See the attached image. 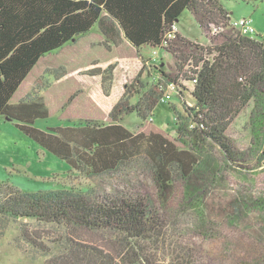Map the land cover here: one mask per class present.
Masks as SVG:
<instances>
[{"label": "trees", "instance_id": "1", "mask_svg": "<svg viewBox=\"0 0 264 264\" xmlns=\"http://www.w3.org/2000/svg\"><path fill=\"white\" fill-rule=\"evenodd\" d=\"M184 11L198 24L207 40L204 46L174 30ZM233 22L215 0H0V116L64 162L68 174L88 179L127 176L143 167L164 194L174 176L188 180L198 167L209 166V158L200 161L198 156L207 141L221 144L229 158L224 128L264 86V35H243ZM95 25L115 46L126 41L138 50L154 49L153 55L163 50L172 58L173 71L159 70L157 82L147 89L138 80L137 85H127L107 122L76 117L75 126L45 131L34 127L36 121L49 118L46 104L37 96L17 103H11L12 98L42 57L88 34ZM113 69L89 72L100 78L105 94ZM170 87L178 99L189 92L194 103L191 108L184 104L183 114L175 115L177 140L123 126L130 114L141 123L152 118ZM133 98L135 104L130 102ZM184 136L191 139L194 151L176 144L187 145ZM0 187V213L63 231L57 252L42 254L48 256L44 264H201L191 250L171 241L167 222L146 195L116 186L112 192L70 186L34 193ZM82 232L114 237L113 252L86 244ZM28 242L35 250L46 249L33 239ZM159 252L165 257L158 259Z\"/></svg>", "mask_w": 264, "mask_h": 264}, {"label": "rangeland", "instance_id": "2", "mask_svg": "<svg viewBox=\"0 0 264 264\" xmlns=\"http://www.w3.org/2000/svg\"><path fill=\"white\" fill-rule=\"evenodd\" d=\"M215 1L232 21L251 18L255 37L264 35V0ZM174 30L199 46L207 43L189 11L182 13ZM154 51L148 46L138 50L126 41L115 46L95 25L88 34L42 57L11 103L40 97L50 112L48 119L34 123V127L43 131L78 125L76 117L107 122L109 112L123 97L127 85H137L138 80L147 89L157 82L159 70L173 71L171 56L163 50H156L153 55ZM153 56L155 59H150ZM108 66L114 67L113 81L105 94L100 78L89 72ZM259 91V96L253 97L224 128L222 140L227 143L229 158L221 144L207 141L205 151L197 153L200 161L209 158V166L198 167L188 180L174 176L170 191L164 194L143 167L127 176L88 179L68 174L64 162L42 150L16 129L12 121L0 116V185L32 193L70 186L105 188L109 192L127 188L148 197L167 222L171 241L191 250L199 263L264 264V86ZM177 97L171 92L167 102L158 104L145 123L135 114L127 115L123 126L130 131L157 132L177 140L175 115L183 114L184 104L187 108L194 104L189 92ZM135 101L130 100L133 104ZM182 140L187 145L176 144L195 150L189 137ZM81 234L86 244L113 252L115 239L109 234ZM60 236L63 231L55 227L0 213V264H44L48 256L42 254L56 253L57 244L62 241ZM29 239L42 243L46 249L35 250ZM163 257V253L157 254L158 259Z\"/></svg>", "mask_w": 264, "mask_h": 264}, {"label": "built area", "instance_id": "3", "mask_svg": "<svg viewBox=\"0 0 264 264\" xmlns=\"http://www.w3.org/2000/svg\"><path fill=\"white\" fill-rule=\"evenodd\" d=\"M233 26L243 35L253 36L255 34V29L253 27V21L251 18H243L238 21L233 22ZM155 54V52H154ZM171 92H174V88L170 87L167 89L161 98V102H167L169 97L171 96Z\"/></svg>", "mask_w": 264, "mask_h": 264}, {"label": "water", "instance_id": "4", "mask_svg": "<svg viewBox=\"0 0 264 264\" xmlns=\"http://www.w3.org/2000/svg\"><path fill=\"white\" fill-rule=\"evenodd\" d=\"M74 41V40H73Z\"/></svg>", "mask_w": 264, "mask_h": 264}]
</instances>
